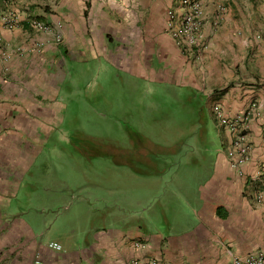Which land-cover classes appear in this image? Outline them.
Segmentation results:
<instances>
[{
	"label": "crops",
	"instance_id": "crops-1",
	"mask_svg": "<svg viewBox=\"0 0 264 264\" xmlns=\"http://www.w3.org/2000/svg\"><path fill=\"white\" fill-rule=\"evenodd\" d=\"M201 2L206 41L189 50L169 15L180 0H0V264H232L264 251V0ZM7 12L18 26L4 24ZM69 61L81 78L94 63L103 82L188 88L229 116L256 100L263 116L250 120L242 157L211 114L222 148L208 174L199 161L190 174L110 186L82 159L40 158L38 131L67 107Z\"/></svg>",
	"mask_w": 264,
	"mask_h": 264
},
{
	"label": "rangeland",
	"instance_id": "rangeland-1",
	"mask_svg": "<svg viewBox=\"0 0 264 264\" xmlns=\"http://www.w3.org/2000/svg\"><path fill=\"white\" fill-rule=\"evenodd\" d=\"M69 62L61 93L64 117L49 133H37L44 144L41 159H82L86 174L100 172L110 186L135 176L141 180L145 173L190 174L199 161L202 174L210 172L222 145L206 95L141 80L132 84L128 75L103 82V70L94 63L81 78L77 64ZM156 189L164 192L158 183Z\"/></svg>",
	"mask_w": 264,
	"mask_h": 264
},
{
	"label": "built area",
	"instance_id": "built-area-1",
	"mask_svg": "<svg viewBox=\"0 0 264 264\" xmlns=\"http://www.w3.org/2000/svg\"><path fill=\"white\" fill-rule=\"evenodd\" d=\"M17 0H6L8 4L14 3ZM180 13L176 16L175 11H170L171 18H176L178 21V28L174 31V35L177 40V44L183 49H193L194 47H202L206 41L204 34V9L201 0H180ZM4 24L13 28L18 26L15 15L12 12H7L3 16ZM31 26L35 29L44 30L47 29V25L39 20H33L30 22ZM61 38H56V43L60 42ZM212 114L219 124L226 127L233 136V150L231 154L236 152L243 157L248 153L250 145L247 142V135L245 133L248 128L250 120L254 118H260L263 116V112L260 107V103L256 100L250 103V105L242 111L237 112L233 116L227 115L224 108L220 104H214L212 106ZM244 158H240L238 161L242 163ZM260 175L264 177V167L260 171ZM50 246L56 249H61V245L52 242ZM232 264H264V251L255 250L251 251L245 257H238L232 255ZM30 264H44L40 259H36Z\"/></svg>",
	"mask_w": 264,
	"mask_h": 264
}]
</instances>
